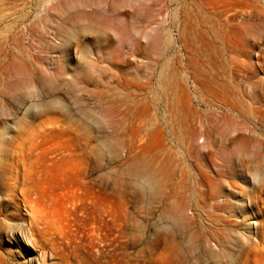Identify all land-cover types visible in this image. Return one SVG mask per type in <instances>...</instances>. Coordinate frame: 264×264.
<instances>
[{"label": "rangeland", "instance_id": "374dc122", "mask_svg": "<svg viewBox=\"0 0 264 264\" xmlns=\"http://www.w3.org/2000/svg\"><path fill=\"white\" fill-rule=\"evenodd\" d=\"M252 221L264 0H0V264H264Z\"/></svg>", "mask_w": 264, "mask_h": 264}, {"label": "bare ground", "instance_id": "6f19581e", "mask_svg": "<svg viewBox=\"0 0 264 264\" xmlns=\"http://www.w3.org/2000/svg\"><path fill=\"white\" fill-rule=\"evenodd\" d=\"M25 105V104H24ZM98 124H101L100 122H98ZM241 141V140H240ZM240 141H238V142H240ZM244 141H246L245 139H244ZM237 142V143H238ZM239 145H241V144H239ZM238 145V146H239ZM242 146V145H241ZM253 146V145H252ZM240 147V146H239ZM244 149V148H243ZM245 150V149H244ZM248 150V149H247ZM250 150H248V152H249ZM238 152V154L240 153V151H237ZM245 152V151H244ZM253 153H254V151H253ZM246 154V153H245ZM231 155V154H230ZM255 155V154H254ZM257 155H259V154H257ZM235 156V155H234ZM256 156V155H255ZM236 159H238V158H236ZM240 160V159H239ZM246 160V159H245ZM244 160V161H245ZM243 161V160H242ZM149 183H150V185H154V180H153V178L151 177L150 179H149ZM212 195H214V194H212ZM250 200V199H249ZM251 202V201H250ZM227 204V203H226ZM221 206L222 207H225L224 206V204L222 203L221 204ZM174 220H175V223L177 224V225H180L181 224V222H180V219L178 218V216H174ZM252 223H256V225H255V228L256 229H259V228H261V230H260V232L262 233V236L264 237V226H262L261 224H259L257 221L255 222V221H252L251 222V224ZM234 225V224H233ZM237 225V224H236ZM236 225H234V227L236 226ZM231 229H233V227H231ZM21 237V239H19L21 242H23V243H29V244H32L31 243V241L30 240H28V239H26V238H24L23 236H20ZM234 240H236L237 241V238H233ZM226 240V239H225ZM227 241V240H226ZM225 241V242H226ZM35 242V241H34ZM35 245L36 246H39L41 249H42V251H36V249H35V256L34 257H32V258H34V259H36V260H38L39 261V263L40 262H42V259L46 256V251H45V247H44V244H41L39 241H37V242H35ZM43 245V246H42ZM27 248H28V250L29 251H34V248H32L31 246H28L27 245ZM32 258H29V261H31L32 260Z\"/></svg>", "mask_w": 264, "mask_h": 264}]
</instances>
